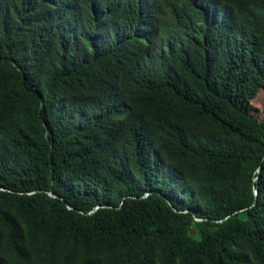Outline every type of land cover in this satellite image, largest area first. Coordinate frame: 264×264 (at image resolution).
I'll return each instance as SVG.
<instances>
[{
	"label": "trees",
	"instance_id": "16d2710c",
	"mask_svg": "<svg viewBox=\"0 0 264 264\" xmlns=\"http://www.w3.org/2000/svg\"><path fill=\"white\" fill-rule=\"evenodd\" d=\"M259 88L264 0H0V264H264Z\"/></svg>",
	"mask_w": 264,
	"mask_h": 264
},
{
	"label": "rangeland",
	"instance_id": "374dc122",
	"mask_svg": "<svg viewBox=\"0 0 264 264\" xmlns=\"http://www.w3.org/2000/svg\"><path fill=\"white\" fill-rule=\"evenodd\" d=\"M248 95L246 101V110L252 116H254L259 123L264 119V92L261 88H259L255 94Z\"/></svg>",
	"mask_w": 264,
	"mask_h": 264
},
{
	"label": "water",
	"instance_id": "95a60500",
	"mask_svg": "<svg viewBox=\"0 0 264 264\" xmlns=\"http://www.w3.org/2000/svg\"><path fill=\"white\" fill-rule=\"evenodd\" d=\"M50 195H52V194L50 193Z\"/></svg>",
	"mask_w": 264,
	"mask_h": 264
}]
</instances>
